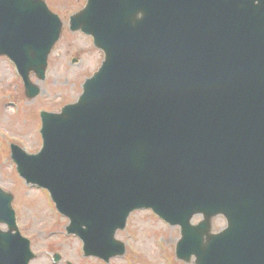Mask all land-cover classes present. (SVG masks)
I'll use <instances>...</instances> for the list:
<instances>
[{
  "label": "water",
  "instance_id": "95a60500",
  "mask_svg": "<svg viewBox=\"0 0 264 264\" xmlns=\"http://www.w3.org/2000/svg\"><path fill=\"white\" fill-rule=\"evenodd\" d=\"M69 26L93 37L102 65L76 102L41 112L37 153L11 149L85 256H123L117 231L152 209L181 227L185 262L264 264V0H87ZM62 30L45 0H0V56L28 99ZM13 201L0 187V264H30Z\"/></svg>",
  "mask_w": 264,
  "mask_h": 264
},
{
  "label": "rangeland",
  "instance_id": "374dc122",
  "mask_svg": "<svg viewBox=\"0 0 264 264\" xmlns=\"http://www.w3.org/2000/svg\"><path fill=\"white\" fill-rule=\"evenodd\" d=\"M45 1L60 16L63 30L49 56L46 79L39 80L31 74L41 87L36 98H26L15 64L0 56V186L15 197L13 207L19 228L31 240L36 254L30 264H195L194 258L185 262L176 257L180 227L167 224L151 210L133 212L127 227L117 231L116 238L125 244L123 256L108 262L84 256L82 241L66 233L69 219L58 212L48 192L26 184L18 174L11 158V143L29 153L38 152L42 145L40 112H60L64 105L75 102L83 82L98 70L104 57L90 36L69 28L70 16L82 9L86 0ZM201 218L196 216L193 223ZM226 225L223 216L213 220L215 232ZM0 228L7 230L5 224H0ZM58 253L62 259L56 263L54 255Z\"/></svg>",
  "mask_w": 264,
  "mask_h": 264
}]
</instances>
